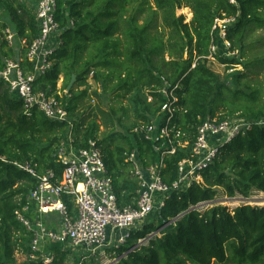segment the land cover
<instances>
[{"label":"trees","instance_id":"1","mask_svg":"<svg viewBox=\"0 0 264 264\" xmlns=\"http://www.w3.org/2000/svg\"><path fill=\"white\" fill-rule=\"evenodd\" d=\"M155 1L158 11L145 24L139 25L138 20L148 4L146 0H141L138 11L129 16L126 15L128 11L122 10L134 0H59L55 16L62 29L63 45L53 56L51 69L34 85L35 91L47 92L64 103L75 125L74 145L77 149L86 147L90 140L98 142L123 206L135 204L138 190L137 181L125 178L126 171L122 168L129 164L125 162L124 154L139 150V159L145 167L155 161L153 145L133 130L138 122L149 123L157 116L166 102L160 91L168 84L172 88L179 86L175 93L179 104L187 111L179 124L190 136L195 134L199 124L217 114L219 102L229 103L226 94L233 96L232 102L243 99L244 95L252 102L257 97L255 92L247 95L235 88L242 85L247 76L245 72H236L223 80L210 68V57L211 46L216 42L220 50L213 58L229 69L238 65L248 68V63H241L237 56L227 58L222 55L223 46L218 34L213 32V26L218 18L236 17L227 39L232 43V51L244 53L249 32L253 28H264V0H235L236 4L231 0ZM115 5H120L122 10L115 11ZM183 7L192 10L191 23H185L184 16L177 17L176 11ZM0 8L5 9L10 21L1 23V29L10 27L27 44L37 38L35 6L0 0ZM159 12L164 14L166 27L177 38L172 49L179 53L178 60L168 62L165 71L153 59L166 50L164 42L151 34L152 23ZM121 37H126L128 43L124 51ZM16 51L24 54L26 49L8 48L2 40L0 67L4 59L17 58ZM122 57H126L127 67L121 72L123 64L119 59ZM92 72L94 80L101 82L105 91L116 78L115 92L125 90L127 94H134L132 103L137 122L126 127L121 126V118L119 120L121 128L132 134L131 137L120 134L119 139L127 142L128 148L116 144V133L99 141V125L96 122L88 124L85 114L81 113L89 96L88 79ZM73 75L77 76L78 90L65 95ZM61 76L65 80L62 97L58 94ZM149 96H152V102L148 101ZM121 110L126 115L127 110ZM246 111H249L245 115L248 120H264L263 109ZM68 134V123L52 121L37 109L28 116L23 101L0 82V264H19L18 253L27 257L22 264H44L30 259L33 234L16 216V212L28 204L37 180L15 163H32L39 174L53 169L61 177L64 167L58 161L57 151ZM184 155L179 152L168 161L166 182L177 179V164ZM202 176V184L170 195L165 206L157 212L156 223L149 221L152 214L148 223L131 232L127 243L118 249L119 256L127 254L115 264H264V206L246 204L231 210L214 205L194 210L202 203L222 197L250 199L255 193H264V125H254L245 135H239L223 146ZM67 204L74 213L68 199ZM26 216L32 221L35 218L32 212ZM143 240L146 241L139 246ZM49 250L55 256L50 264H66L69 254L62 252L61 246L53 245Z\"/></svg>","mask_w":264,"mask_h":264},{"label":"built area","instance_id":"2","mask_svg":"<svg viewBox=\"0 0 264 264\" xmlns=\"http://www.w3.org/2000/svg\"><path fill=\"white\" fill-rule=\"evenodd\" d=\"M29 1L13 0L16 5L27 6ZM33 1L38 26L35 40L27 44L10 27L0 28V46L4 40L8 48L26 49L17 58L3 60L0 82H4L10 92L23 101L28 116L37 109L52 121L68 123L69 134L57 151L58 161L64 167L61 177L53 169L39 174L32 163H15L20 170L37 180L36 188L28 197V204L22 211H17L16 216L33 234L30 245L32 261L50 264L55 257L49 250L53 245L61 246L62 252L69 256L77 255L85 260L106 245H125L131 232L142 228L152 214L159 212L172 193L185 192L203 183L202 173L214 162L223 146L237 136L245 135L254 125H264V120L250 121L218 113L199 124L195 134L190 136L179 124L182 115L187 113L175 93L179 86L172 88L168 84L160 91L166 102L157 116L133 130V133L153 145L155 161L145 167L139 159V150L124 154V160L130 165L131 174L138 183V190L135 204L123 206L98 142L90 140L86 147L77 149L74 145L75 125L64 103L47 92L34 89L36 80L53 66V56L63 43L62 29L55 16L59 0ZM231 3L236 4V1L231 0ZM18 13L21 14V11ZM235 22L236 17L218 18L213 26V32L218 34L223 46L222 55L227 58L238 55V51H232V43L227 39L228 30ZM219 50L220 47L214 42L211 55H217ZM93 76L92 72L88 83L94 81ZM64 93L68 95L67 91ZM152 100V96H149L148 101ZM179 152L185 155L177 164V179L168 183L165 181L168 161ZM67 199L73 204L75 214L70 211ZM238 199L226 197L224 201L218 199L202 203L194 210H203L223 202L238 203ZM31 212L35 214L33 221L26 216ZM52 213L60 216L58 229L49 228L43 222V218Z\"/></svg>","mask_w":264,"mask_h":264},{"label":"rangeland","instance_id":"3","mask_svg":"<svg viewBox=\"0 0 264 264\" xmlns=\"http://www.w3.org/2000/svg\"><path fill=\"white\" fill-rule=\"evenodd\" d=\"M140 1L134 0L133 4L129 6L127 5V8L124 10L121 9L120 5H115L114 10L128 11L126 15L129 16L131 15V13H134V11L135 12L138 11V5L140 4ZM146 2L148 4L146 5L144 13H142L141 16L137 14V16H140L138 20L139 25L145 24L147 20L151 19L149 17L153 13H155V11H158L155 0H146ZM0 9H1L0 21L2 23L4 22L9 23L10 22L9 17L6 15L5 9L2 8ZM176 15L177 17L184 16L185 23H191L194 17L192 10L186 7H183L182 9H178L176 11ZM164 18H165L164 14L162 12H159L156 21L152 23L151 34L152 36L159 37L166 46L165 48L166 50L164 51L163 54H161L160 57L155 56L153 58L156 61L157 65L165 71L166 68L168 67L167 66L168 62L178 60L179 53L178 51L172 49L177 38L176 36L173 35L172 30L166 27ZM120 25L124 26L122 22H120ZM172 35H173V39H172ZM121 38H122L121 49L122 51H124L126 46H128V43L126 37H121ZM148 45H150V43ZM18 50H21V48L19 47ZM16 53L19 57L21 52L16 51ZM162 56L163 58H161ZM187 57L188 55L185 54L186 59ZM237 58L243 64L248 63V68L244 69V66L238 65L235 66L234 69H229L227 66L221 64L217 60V58H213V57L210 58V68L216 74H218L223 80H226L228 76L230 77L236 72H245L247 76L245 79L242 80V85H239L238 87L235 88L243 91L247 95H250L251 93L255 92L257 96L256 100L254 102L249 101L245 97V95L244 96L242 95L244 97L243 99H240L238 101L234 100L232 102L233 96L231 94H226V98L229 100V103L224 105L223 102H219L217 105L219 108L217 114L223 113L224 115L237 116L239 119H247L245 115L248 114L249 111L246 110L250 108L252 109L254 108L256 110L257 109L264 110V28L262 29L253 28V30L249 32L245 51L244 53L238 52ZM119 61H121L123 64V68L121 69V72L123 70L126 71L125 70L127 67L126 57L120 58ZM124 74L125 72H123V76H125ZM64 83H65L64 76H61L58 82V88L60 90V94L62 95L63 92L61 91V89L64 86ZM89 83H90L89 96L81 108V113L85 114L86 121L88 122V124L90 122H96L99 125V131L97 136V139L99 141L107 140L111 135L116 133L118 135L116 144L128 148L127 142L122 141L119 138L121 136L120 134L128 135L130 137L132 136L131 132H127L128 131L127 129H122L121 126L131 127L133 126L134 123L137 122V119L134 114V106L132 103V97L134 94L133 93L127 94L125 90L115 92L114 89H116V86L118 84V80L116 78L113 79L111 83H109L106 91L102 88L103 86L101 82H96V80L94 81L92 80V82L89 81ZM72 90L73 91L78 90L76 85L73 87ZM146 91L147 90H145L144 92L145 94L147 93ZM123 108L127 110L126 115H123L124 113L121 110ZM120 118L122 122L121 126L119 124ZM141 124H143V122H138V126H140ZM122 169L126 171L125 178L127 180L132 181L134 179L136 181V179L131 174L130 165H127ZM225 199L226 197H222L220 200L224 201ZM239 201L240 199H238V203L226 204L225 202H223L220 204L221 206L229 207L231 210L240 205H246V204H249L251 206L262 207L264 206V193H255V195L250 199L244 202H239ZM209 208H211V206ZM157 219H158V213L155 212L151 216L149 221L156 223ZM60 221H61L60 216L56 213L51 214L49 216H45L43 218L44 224L47 227L53 229L59 228ZM118 247L119 246L116 247L114 244L106 245L102 247L99 251H97L95 255L87 256L85 260L83 259V257L82 258L79 257L80 259H75L74 256L70 255L67 258L66 264H115L117 263L118 259H120L121 257L118 254V249H119ZM16 258L19 264H22L27 259V257L24 256L22 253H18ZM229 264H234V263L231 262Z\"/></svg>","mask_w":264,"mask_h":264},{"label":"water","instance_id":"4","mask_svg":"<svg viewBox=\"0 0 264 264\" xmlns=\"http://www.w3.org/2000/svg\"><path fill=\"white\" fill-rule=\"evenodd\" d=\"M76 81H77V76H76V75H73V76H72V79H71V82H70V84H69V86H68L67 93H69V92L73 89V87L75 86ZM246 200H248V199H246ZM176 220H177V219H176ZM152 236H155V234L152 235ZM145 241H146V240L140 242V244H138V245H139V246L142 245ZM132 249H133V248H132ZM121 258H123V255H122ZM117 262H118V261H117Z\"/></svg>","mask_w":264,"mask_h":264},{"label":"crops","instance_id":"5","mask_svg":"<svg viewBox=\"0 0 264 264\" xmlns=\"http://www.w3.org/2000/svg\"><path fill=\"white\" fill-rule=\"evenodd\" d=\"M34 2H35V1H33V0H30V1H29V5H28V6H29V7H32V5H33V6H35V3H34Z\"/></svg>","mask_w":264,"mask_h":264},{"label":"bare ground","instance_id":"6","mask_svg":"<svg viewBox=\"0 0 264 264\" xmlns=\"http://www.w3.org/2000/svg\"><path fill=\"white\" fill-rule=\"evenodd\" d=\"M240 199V201H246L245 199H241V198H239ZM259 202V201H258Z\"/></svg>","mask_w":264,"mask_h":264}]
</instances>
